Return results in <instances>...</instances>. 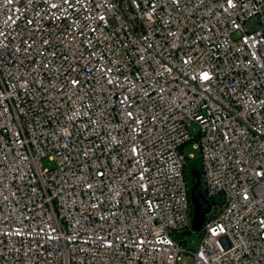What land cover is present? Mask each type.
Here are the masks:
<instances>
[{
    "label": "built area",
    "instance_id": "1",
    "mask_svg": "<svg viewBox=\"0 0 264 264\" xmlns=\"http://www.w3.org/2000/svg\"><path fill=\"white\" fill-rule=\"evenodd\" d=\"M185 255L264 264V0H0V264Z\"/></svg>",
    "mask_w": 264,
    "mask_h": 264
},
{
    "label": "water",
    "instance_id": "2",
    "mask_svg": "<svg viewBox=\"0 0 264 264\" xmlns=\"http://www.w3.org/2000/svg\"><path fill=\"white\" fill-rule=\"evenodd\" d=\"M187 178L190 183V199L193 206V217L191 230L200 232L205 226L207 217L217 206L219 199L209 200L205 197L202 189V169L201 163H191L187 169Z\"/></svg>",
    "mask_w": 264,
    "mask_h": 264
},
{
    "label": "rangeland",
    "instance_id": "3",
    "mask_svg": "<svg viewBox=\"0 0 264 264\" xmlns=\"http://www.w3.org/2000/svg\"><path fill=\"white\" fill-rule=\"evenodd\" d=\"M251 27H252V25H250V28ZM184 152L186 154H193L195 156H197L199 154V151H197V149L193 148V143L188 144L185 147ZM43 166L45 168H50V169L53 168V164L48 159L43 161ZM200 236H201V233L194 232V231H191L190 233L185 234L183 236V239L186 240L185 245L189 249L196 250L198 245H199V242H200ZM177 264H194V262H193V258L191 256L185 255L179 259Z\"/></svg>",
    "mask_w": 264,
    "mask_h": 264
},
{
    "label": "trees",
    "instance_id": "4",
    "mask_svg": "<svg viewBox=\"0 0 264 264\" xmlns=\"http://www.w3.org/2000/svg\"><path fill=\"white\" fill-rule=\"evenodd\" d=\"M198 161H199V160L196 159L195 161L190 162V164H191V163L198 162ZM199 162H200V161H199ZM186 177H187V173H186ZM187 180H188V178H187ZM188 182H189V180H188ZM189 184H190V183H189ZM217 205H219V202H218ZM208 219H209V218L207 217V220H206V221H208ZM191 231H192V230L187 231L186 234H187V233H190Z\"/></svg>",
    "mask_w": 264,
    "mask_h": 264
}]
</instances>
